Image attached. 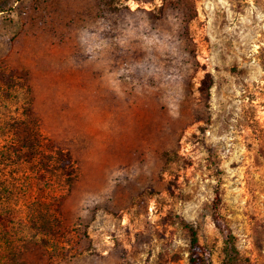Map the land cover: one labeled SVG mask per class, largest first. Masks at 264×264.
<instances>
[{"label": "rangeland", "instance_id": "374dc122", "mask_svg": "<svg viewBox=\"0 0 264 264\" xmlns=\"http://www.w3.org/2000/svg\"><path fill=\"white\" fill-rule=\"evenodd\" d=\"M0 7V264H190L186 225L221 264L216 188L264 264V0ZM22 127L51 172L17 158Z\"/></svg>", "mask_w": 264, "mask_h": 264}, {"label": "trees", "instance_id": "16d2710c", "mask_svg": "<svg viewBox=\"0 0 264 264\" xmlns=\"http://www.w3.org/2000/svg\"><path fill=\"white\" fill-rule=\"evenodd\" d=\"M5 13L3 7H0V14ZM12 50V41L9 38H5L0 35V60L6 58L10 51ZM23 125V123H22ZM19 137L17 139V148L15 149L17 158H25L29 160V158H34V156L39 157V164L42 170L51 172L49 169V163L52 157L48 155H44V149L47 148L49 142L42 138L41 134L38 132L32 131L30 128H23L21 133H18ZM22 134V135H21ZM21 135V136H20ZM52 147L50 146V149ZM54 149H58L60 153L62 151L58 147H53ZM22 151H25L22 153ZM42 151V153H41ZM22 153V154H21ZM59 162L62 161V166H56L57 169H64L66 166H69L71 163V158L68 154H61L59 158H57ZM55 167V169H56ZM214 200H213V212L212 218L215 228L220 232L223 238L224 246H223V261L221 264H249V261L244 258L237 246L236 237L232 232L231 227L227 224L222 215L220 214V204H221V196L219 188L215 189L214 192ZM191 237L190 241V250H189V261L190 264H213L211 260V252L208 248L203 247L198 242L197 232L189 225H186Z\"/></svg>", "mask_w": 264, "mask_h": 264}]
</instances>
